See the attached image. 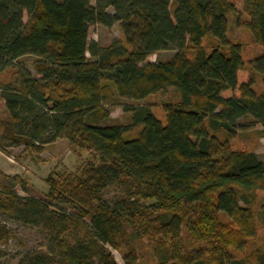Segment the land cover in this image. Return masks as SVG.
<instances>
[{
	"label": "trees",
	"instance_id": "trees-1",
	"mask_svg": "<svg viewBox=\"0 0 264 264\" xmlns=\"http://www.w3.org/2000/svg\"><path fill=\"white\" fill-rule=\"evenodd\" d=\"M230 15L260 49L248 64L226 39ZM114 24L121 39H88L89 27ZM162 51L174 55L146 62ZM166 88L178 100L164 122L123 105L127 125L102 124L104 104ZM0 99L1 153L64 139L93 160L49 175L41 197L20 196L18 178L0 172V215L46 235L44 252L16 264H117L110 250L137 264V242L156 264H264L253 212L264 159L231 148L238 132L264 128V0H0ZM109 187L119 191L111 201ZM12 238L0 224V245Z\"/></svg>",
	"mask_w": 264,
	"mask_h": 264
},
{
	"label": "rangeland",
	"instance_id": "rangeland-1",
	"mask_svg": "<svg viewBox=\"0 0 264 264\" xmlns=\"http://www.w3.org/2000/svg\"><path fill=\"white\" fill-rule=\"evenodd\" d=\"M93 5L94 0H89ZM244 19L236 21L233 15L227 17L226 39L229 43H239L242 45V58L244 63L252 62L259 53L260 49L252 42L251 37L244 27ZM25 21V17L23 19ZM121 32L118 24L109 28L101 25H93L88 29V39L97 42L100 46H106L114 39H121ZM208 50L211 43L202 40ZM174 55V51H162L150 55L146 62H164ZM88 60L91 57L86 55ZM24 70L32 77L36 78L33 69L35 59L25 56L20 60ZM261 84L258 82L256 90H260ZM178 100L177 93L172 88H166L160 93H156L140 101L132 103L124 99H116L114 106L104 104L103 107L109 111V118L102 124L124 126L129 123V115L121 109L123 105L145 106L152 115L164 122V107L167 104H174ZM6 113L3 102L0 99V119H5ZM137 130V129H136ZM135 130L128 133L125 138L133 137ZM233 150L253 152L260 160L264 159V128L257 125L246 131L238 132L235 139L231 141ZM93 162L91 155L86 151H79L69 147L64 139H57L53 144L43 146L40 153L33 154L25 151L22 145L5 146V153L0 152V170L7 174H14L18 178L15 187L20 196L41 197L48 193V186L45 182L49 175L54 176L62 172H79L85 164ZM27 190L24 192L21 187ZM119 195L116 187H109L104 191L103 197L111 201ZM263 195L259 193L258 201L253 207L256 219V243L264 248V201ZM0 224L4 225L12 233L13 238L9 239L6 245H0V264H16L18 260L28 252H44L46 250V235L40 228L18 224L0 215ZM139 259L137 264H156L148 249L142 243L135 244ZM110 250V249H109ZM117 264H122L118 252L110 250Z\"/></svg>",
	"mask_w": 264,
	"mask_h": 264
},
{
	"label": "crops",
	"instance_id": "crops-1",
	"mask_svg": "<svg viewBox=\"0 0 264 264\" xmlns=\"http://www.w3.org/2000/svg\"><path fill=\"white\" fill-rule=\"evenodd\" d=\"M52 144H53V143H52ZM0 172H2V173L5 174V175L14 176V174H7V173L3 172L2 170H0Z\"/></svg>",
	"mask_w": 264,
	"mask_h": 264
}]
</instances>
